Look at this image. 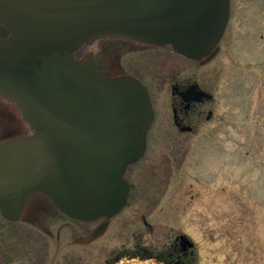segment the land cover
I'll return each mask as SVG.
<instances>
[{
  "label": "water",
  "instance_id": "1",
  "mask_svg": "<svg viewBox=\"0 0 264 264\" xmlns=\"http://www.w3.org/2000/svg\"><path fill=\"white\" fill-rule=\"evenodd\" d=\"M229 1L0 0V96L32 130L0 142L1 213L18 217L35 192L81 220L119 211L153 118L148 91L131 75H100L92 51L74 52L122 37L201 59L222 34ZM114 264L168 263L126 255Z\"/></svg>",
  "mask_w": 264,
  "mask_h": 264
},
{
  "label": "flooded vegetation",
  "instance_id": "2",
  "mask_svg": "<svg viewBox=\"0 0 264 264\" xmlns=\"http://www.w3.org/2000/svg\"><path fill=\"white\" fill-rule=\"evenodd\" d=\"M250 1L256 5L255 10L262 9V0ZM233 10L230 3L229 18L212 57L222 41L233 43L241 33L242 20H231ZM100 41L95 51L97 70L106 76L131 74L138 78L146 86L154 110L144 154L127 167V202L112 216L88 221L68 216L45 195L33 193L18 218L10 219L0 212V264H113L126 255L155 258L168 264H199L198 241L194 238V223L199 221H194V216L186 221L189 230L181 224L175 227L167 217L172 212L179 213L186 203L198 202L199 196H220L206 188V182H200L202 189L198 190L199 178L194 177V193L188 189L191 194L186 203L178 208L168 203L182 192L178 186L183 181L184 142L198 127L217 117L213 83L209 82L210 75L204 76L208 68L200 70L207 60L189 59L169 46L114 39L108 47V41ZM108 51L114 57L111 63L107 61ZM168 55L182 56L192 64L183 66L177 62L170 66ZM198 91L206 95H198ZM152 128L155 132L148 139ZM29 133L31 130L14 102L0 96V140ZM152 138L165 148L163 155L156 156L148 150ZM228 196L227 192L221 205H228ZM201 202L203 207L210 205L208 201Z\"/></svg>",
  "mask_w": 264,
  "mask_h": 264
},
{
  "label": "rangeland",
  "instance_id": "3",
  "mask_svg": "<svg viewBox=\"0 0 264 264\" xmlns=\"http://www.w3.org/2000/svg\"><path fill=\"white\" fill-rule=\"evenodd\" d=\"M261 3L262 9L255 10L250 0H231V20H242L241 33L233 43L222 41L200 67L208 68L204 76L210 75L207 79L213 83L218 118L184 142L183 181L178 186L182 192L168 203L173 208L184 205L194 193V177L199 178L198 190L200 182H206V188L220 196H199L198 202L172 212L170 221L167 217L175 227L181 224L189 230L186 221L193 216L199 221L194 223L199 264H264V0ZM97 48L93 44L90 49ZM167 62L192 64L176 55H168ZM154 132L152 128L148 139ZM161 145L152 138L148 150L161 156L166 152ZM227 192L228 205L223 206L220 200ZM201 201H208L209 207Z\"/></svg>",
  "mask_w": 264,
  "mask_h": 264
},
{
  "label": "bare ground",
  "instance_id": "4",
  "mask_svg": "<svg viewBox=\"0 0 264 264\" xmlns=\"http://www.w3.org/2000/svg\"><path fill=\"white\" fill-rule=\"evenodd\" d=\"M229 14H230V11H229ZM229 14H228V18H229ZM228 18H227V20H228ZM227 20H226V22H227ZM225 26H226V23H225ZM225 26H224V29H223V31H222V34H221V36H220V38H219V40H218V42H216V44H215V46H217V44L220 42V40H221V37H222V35H223V33H224V30H225ZM104 39H106V40H104ZM114 39H126V38H122V37H105V38H100V40L102 41L103 40V43H106L107 41V44H106V46H108V47H110L111 45V42L114 40ZM100 40H98V41H100ZM129 40H131V39H129ZM134 41V40H133ZM135 42H138V41H135ZM95 43V42H94ZM94 43H92L91 45H86V44H84L83 45V47L79 50V54L77 55V57L79 58V57H81L84 53H86V52H88L89 50H90V48L92 47V45L94 44ZM102 43V44H103ZM140 43H143V42H140ZM144 44H149V43H144ZM149 45H154V44H149ZM154 46H158V45H154ZM214 46V47H215ZM213 50V49H212ZM212 50L208 53V54H211V52H212ZM108 56L110 57V59L113 61V55H112V53H111V51H108ZM109 61V60H107L108 62H112V61ZM100 75H102V76H106L105 74H103V73H101L100 71H97ZM121 75H129V74H121ZM120 75V76H121ZM114 76H119V75H114ZM113 76V77H114ZM132 76V75H131ZM106 77H109V76H106ZM134 77V76H133Z\"/></svg>",
  "mask_w": 264,
  "mask_h": 264
}]
</instances>
